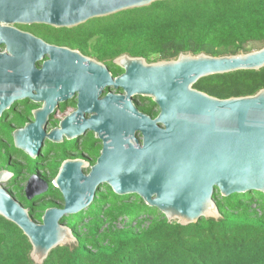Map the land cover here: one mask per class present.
Wrapping results in <instances>:
<instances>
[{"label":"water","instance_id":"obj_1","mask_svg":"<svg viewBox=\"0 0 264 264\" xmlns=\"http://www.w3.org/2000/svg\"><path fill=\"white\" fill-rule=\"evenodd\" d=\"M159 1L167 0H0V45L9 52L0 54V116L15 99H2L6 88L19 90L35 77L43 85L50 80L49 67L56 66L64 69L66 81L79 92V109L97 113L94 130L105 131L101 136L104 148L87 175L79 162L62 165L53 186L62 195L64 207L47 209L41 224L0 185V217L26 237L34 264H43L58 247L76 244L65 218L88 211L104 185L118 197H139L168 223L183 227L202 218L220 219L213 200L216 190L221 197L251 191L264 195V89L252 96L220 100L193 87L206 77L263 69L264 48L218 57L186 53L151 64L123 54L115 63L125 72L114 85L124 95H107L97 102L90 80L75 75L67 54L55 52L65 50L46 46L13 28L35 24L72 30ZM43 54H49L50 60L41 71L32 72ZM39 94L45 103L37 121L25 134L14 133L16 146L30 156H35L43 138L38 122L50 112L48 96L42 90ZM133 96L152 100L159 110L155 120L136 111ZM135 132L142 135L141 146ZM7 178V173H0V183ZM47 188L32 177L25 189L27 199L44 194Z\"/></svg>","mask_w":264,"mask_h":264},{"label":"trees","instance_id":"obj_2","mask_svg":"<svg viewBox=\"0 0 264 264\" xmlns=\"http://www.w3.org/2000/svg\"><path fill=\"white\" fill-rule=\"evenodd\" d=\"M78 30L84 32L73 40L94 39L114 55L147 62L249 53L264 48V0L159 1L72 31ZM193 87L220 100L252 96L264 89V68L206 77ZM213 200L218 221L183 227L139 197H118L104 185L91 208L73 217L76 244L54 249L43 264H264V195L221 197L216 190ZM30 251L18 227L0 217V264H34Z\"/></svg>","mask_w":264,"mask_h":264},{"label":"flooded vegetation","instance_id":"obj_3","mask_svg":"<svg viewBox=\"0 0 264 264\" xmlns=\"http://www.w3.org/2000/svg\"><path fill=\"white\" fill-rule=\"evenodd\" d=\"M13 28L41 41L46 46L65 50L55 52L67 54L68 61L75 68V75L90 80L89 85L93 87L97 102L104 100L107 95H124L123 90L114 85L115 80L125 72L115 63L121 55H114L113 51L103 50L94 39L86 41L82 38L79 42L76 39L73 40V35L82 36L83 30H60L35 24L13 25ZM3 53L9 55L4 44L0 45V54ZM49 60L50 55L43 54L41 60L32 66V72L41 71L44 63ZM145 62L152 63L146 60ZM49 71L50 80L43 85L38 77H35L30 82L23 83L19 90L6 88L5 97L2 99H15L0 116V173H7L9 177L0 185L11 198L28 211L29 217L36 224L42 223V217L47 209H63L64 207L62 195L53 186L62 165L79 162L81 171L87 175L104 148L101 136L105 131L98 132L92 125L97 113L89 109H79V92L74 90L71 82L66 81L64 69L54 66L49 67ZM41 90L48 96V103L51 102L50 112L41 124L38 122L43 138L38 143L39 147L35 156H30L25 150L16 146L14 133L25 134L30 130L28 127L37 121L45 103L44 100H40L39 91ZM131 102L142 116L150 120H155L158 116V107L151 99L133 96ZM114 104L119 108L118 103ZM135 138L141 146V133L135 132ZM132 146L136 148V145L132 144ZM32 177H36L39 182H45L48 188L44 194L28 200L25 189ZM18 197L24 198L26 204H21ZM33 210L39 213L40 220L33 219L31 214ZM65 220L64 225L74 236L75 219L69 216Z\"/></svg>","mask_w":264,"mask_h":264},{"label":"rangeland","instance_id":"obj_4","mask_svg":"<svg viewBox=\"0 0 264 264\" xmlns=\"http://www.w3.org/2000/svg\"><path fill=\"white\" fill-rule=\"evenodd\" d=\"M102 20H104V19H102ZM81 27H83V26H81ZM80 28V27H79ZM75 29H77V28H75ZM60 30H71V29H60ZM75 244V243H74Z\"/></svg>","mask_w":264,"mask_h":264}]
</instances>
